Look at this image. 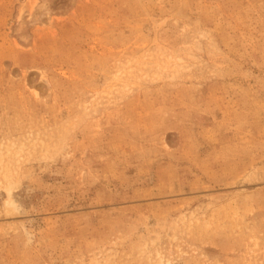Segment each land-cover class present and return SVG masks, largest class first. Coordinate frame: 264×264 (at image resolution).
Here are the masks:
<instances>
[{
	"label": "rangeland",
	"instance_id": "1",
	"mask_svg": "<svg viewBox=\"0 0 264 264\" xmlns=\"http://www.w3.org/2000/svg\"><path fill=\"white\" fill-rule=\"evenodd\" d=\"M0 264H264V0H0Z\"/></svg>",
	"mask_w": 264,
	"mask_h": 264
}]
</instances>
